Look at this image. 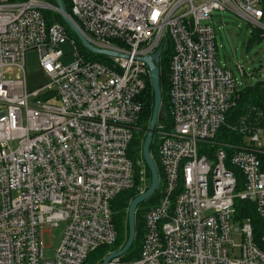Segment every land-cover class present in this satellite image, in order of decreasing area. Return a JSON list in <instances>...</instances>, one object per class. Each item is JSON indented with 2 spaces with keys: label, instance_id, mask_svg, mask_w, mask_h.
Here are the masks:
<instances>
[{
  "label": "built area",
  "instance_id": "1",
  "mask_svg": "<svg viewBox=\"0 0 264 264\" xmlns=\"http://www.w3.org/2000/svg\"><path fill=\"white\" fill-rule=\"evenodd\" d=\"M69 1L92 45L114 54L88 59L61 23L48 25L42 11L58 13L54 1L0 0V264H83L114 243L111 200L136 185L127 150L141 129L142 57L165 38L173 53L167 118L153 133L158 200L143 214L138 257L108 264H264V129L242 122L243 142L216 138L223 125L237 129L225 116L245 82L217 61L209 22L229 9L264 32V0ZM32 49L47 81L29 90ZM138 187H148L144 170ZM236 198L254 204L257 241L250 219L234 216ZM60 221V243L45 258L42 227Z\"/></svg>",
  "mask_w": 264,
  "mask_h": 264
},
{
  "label": "trees",
  "instance_id": "2",
  "mask_svg": "<svg viewBox=\"0 0 264 264\" xmlns=\"http://www.w3.org/2000/svg\"><path fill=\"white\" fill-rule=\"evenodd\" d=\"M53 2V0H48ZM66 11L71 13L70 1L62 0ZM43 16L46 19L48 25L59 22L61 23L70 37H73L80 51L88 59L93 60H103V57L94 53L87 51L79 41L78 37L69 29L68 25L63 20L61 14L49 10H43ZM264 33L261 29L252 27L251 31V41L259 40L263 37ZM173 53V45L171 41L167 38L164 39V46L162 49L161 57L159 60V81L162 96V103L165 106L166 111L168 110V88H169V60ZM244 82V81H243ZM143 101V112L139 119V124L141 129L134 133L131 139L127 155L133 163V175L136 185L131 189H127L119 192L111 200V210H112V220L116 231V239L111 245H100L93 251L89 252L86 260L83 264H101L103 257L114 250L121 248L126 242L128 236V222H127V208L129 201L139 193V175L140 171L144 170L146 185L150 182V172L146 166L142 153V143L145 136L146 128L148 126L152 108L154 95L149 82V78L146 79V85L140 97ZM226 122L228 124H233L237 126L236 130H231L226 125L220 127L217 132L216 138L223 139L227 142H243L244 133L239 131V126L242 122L247 126L257 125L264 129V79H259L251 83L245 82L238 89V98L236 104L226 113ZM156 141L153 135L152 143L150 145V152L153 159L157 165L158 171H160L159 162L156 155ZM239 174V170H238ZM241 182V181H240ZM241 184L238 183L236 190H240ZM158 192L153 196L149 197L147 200L143 201L137 206L135 216H136V235L135 239L126 253L120 256L122 260H132L138 257L141 244L144 236V212L152 205H154L158 200ZM235 218L240 222L245 219H250L253 228V237L257 241L258 236L261 233L262 222L259 218L254 204L248 199H235Z\"/></svg>",
  "mask_w": 264,
  "mask_h": 264
},
{
  "label": "rangeland",
  "instance_id": "3",
  "mask_svg": "<svg viewBox=\"0 0 264 264\" xmlns=\"http://www.w3.org/2000/svg\"><path fill=\"white\" fill-rule=\"evenodd\" d=\"M209 22L215 30L217 61L232 70L240 82L251 83L264 79V33L261 39L251 41L252 26L242 16L229 9L215 10ZM60 47L65 53L62 61L70 62L73 48L68 39L61 42ZM238 66H242L247 73H252L253 78L244 74L242 76ZM25 72L29 90L36 89L47 81V76L39 66L38 54L34 49L28 50L25 54ZM65 226V221H60L57 226L42 227L45 258L53 257ZM232 239L236 244L240 242V237L236 234Z\"/></svg>",
  "mask_w": 264,
  "mask_h": 264
},
{
  "label": "water",
  "instance_id": "4",
  "mask_svg": "<svg viewBox=\"0 0 264 264\" xmlns=\"http://www.w3.org/2000/svg\"><path fill=\"white\" fill-rule=\"evenodd\" d=\"M57 6V11L61 14L63 20L68 25L69 29L78 37L81 44L90 52L94 54H114L113 51L100 49L92 45L83 31L77 26L74 19L68 14L64 3L62 0H53ZM162 42L155 50L154 53L143 56L142 59L146 62L149 69V82L151 84V88L154 95L153 100V108L150 116V120L148 126L146 128L145 136L142 143L141 153L143 160L150 172V182L148 187L135 195L128 204L127 208V222H128V236L124 245L114 251L107 253L103 259L101 264H108L112 259L122 256L124 253L128 251L131 247L135 235H136V216L135 212L137 206L143 201L147 200L149 197L153 195L155 192L158 181H159V172L157 165L153 159V156L150 152V145L153 139V133L155 129V124L158 120H165L167 118V113L164 104L162 103L161 89H160V81H159V59L162 52Z\"/></svg>",
  "mask_w": 264,
  "mask_h": 264
},
{
  "label": "bare ground",
  "instance_id": "5",
  "mask_svg": "<svg viewBox=\"0 0 264 264\" xmlns=\"http://www.w3.org/2000/svg\"><path fill=\"white\" fill-rule=\"evenodd\" d=\"M89 41V40H88ZM90 42V41H89ZM91 43V42H90ZM92 44V43H91ZM97 55H100V56H102L103 57V55H107V54H97Z\"/></svg>",
  "mask_w": 264,
  "mask_h": 264
}]
</instances>
